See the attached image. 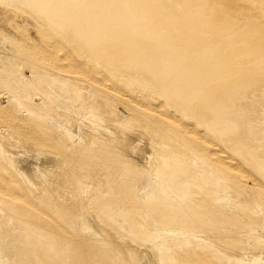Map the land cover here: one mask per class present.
Listing matches in <instances>:
<instances>
[{"label": "rangeland", "instance_id": "obj_1", "mask_svg": "<svg viewBox=\"0 0 264 264\" xmlns=\"http://www.w3.org/2000/svg\"><path fill=\"white\" fill-rule=\"evenodd\" d=\"M95 2L0 0V161L4 165L0 180L7 195H24L18 200L0 193V217L5 216L8 225L0 235V264H10L4 248L10 241L8 235L26 227L39 229L28 221L29 213L46 216L60 230L59 234L48 232L52 236L83 242L96 264H140L139 256L148 258L150 264H209V258L218 257L220 264H264V0H113L115 22L106 28L126 33L127 59L133 65L122 59L111 66L93 63L119 94L99 92L86 76L58 73L27 52L33 45L47 49L41 33L45 30L57 50L73 55L77 68L83 69L87 57L81 50L73 51L67 41L69 24L82 23L70 7L84 10ZM175 38L180 44L171 45ZM167 49L174 55L167 54L168 66L156 71V54ZM143 51L144 57L139 56ZM145 60L149 64H143ZM138 66L151 73L136 70ZM204 102L208 105L203 106ZM139 116L144 117L147 129ZM156 121L174 131L191 128L187 139L197 141L204 154L196 152V156L182 137L168 143L164 140L167 128L153 132ZM241 125L247 127L245 133ZM83 131L95 134L105 145L80 139ZM119 136H130L133 142L123 144ZM55 146L60 147L55 151ZM98 152L105 153L101 162L107 168L94 164L86 168L88 172L77 173L74 163ZM213 168L229 170L223 174ZM40 176L48 187L56 177L63 183V193L68 195L62 208L72 217V229L55 218V200L45 205V192L39 191L44 188L30 190L28 182L34 180L35 185ZM194 190L206 197L209 207L224 205L258 218L253 227L242 228L235 224L241 214L235 222L218 221L221 228L234 231L235 243L243 242L245 251L240 254L244 259L231 257L232 250L221 252L213 242L215 248L200 225L191 229L164 225L151 213L152 206L177 200L205 209L201 200L187 194ZM59 193L55 199L62 197ZM137 221L146 229H139ZM79 226L90 228L86 238L79 236ZM130 249L135 252L131 257L127 256Z\"/></svg>", "mask_w": 264, "mask_h": 264}, {"label": "bare ground", "instance_id": "obj_2", "mask_svg": "<svg viewBox=\"0 0 264 264\" xmlns=\"http://www.w3.org/2000/svg\"><path fill=\"white\" fill-rule=\"evenodd\" d=\"M113 2V0H96V2L94 4H92L91 6L86 5L85 9H78L77 5L75 7H70V10H72V15L73 17L76 18V21L78 22V20L82 19V23H78L76 24V22H72L71 24H69L66 33L68 34L67 37H69L70 39L67 38V41L70 43L71 48H73V51H83V54L85 56V58L87 57V60L84 62V67L82 68H77L76 66V62L74 60L73 55H71L70 53H63L64 51H60L57 50V45L56 43L53 41V39L49 36V34L43 30L41 31L42 35H43V39L46 40L47 42V49H41L39 46L37 45H33L32 47H28L27 52L30 54H35L36 60L38 63L49 66L51 69H54L55 71H57L58 73L61 72H65V71H71L74 74H82L84 76L87 77V79L95 86L96 89L102 92H107V93H114V94H119V91H117L116 89H114V87L109 86L108 83L106 82V80L104 79L103 76L99 75V71L96 68V65H94L93 61L97 60L105 65H109L111 66V64L117 63L119 59H122L125 63H129L130 65H133V61L132 60H128V36L125 34L117 33L116 32V28H106L108 24L110 23H114L115 19L112 16V6L111 3ZM83 4V3H82ZM110 4V5H109ZM80 8V7H79ZM226 8V7H225ZM237 10V9H236ZM126 13L125 10H123V13ZM71 14V13H70ZM92 18L93 21L89 22L88 19ZM258 18V17H257ZM97 24L105 27L106 29H102V28H98L95 27ZM14 26V25H13ZM17 26V25H16ZM15 26V27H16ZM41 27V26H40ZM114 29V30H113ZM17 33L20 32L21 29L15 28L14 29ZM118 30V27H117ZM2 32V30L0 31ZM4 32V31H3ZM124 32H126V29L124 30ZM3 34V33H2ZM41 35V36H42ZM1 36V35H0ZM6 36V35H5ZM65 36V35H64ZM10 37V36H9ZM7 38V37H5ZM11 39V38H9ZM8 39V40H9ZM24 39V38H23ZM136 41V40H134ZM133 41V42H134ZM16 42V41H15ZM20 42V41H19ZM82 42H86L85 44H83ZM141 42V40H140ZM14 44V43H13ZM21 44V43H20ZM82 44V45H81ZM178 45L180 44L178 38L172 39L171 41V45ZM24 45V43H23ZM82 46V48H78V47ZM155 47V46H153ZM21 49V48H20ZM170 49H167L165 52L166 53H162V52H158L156 55V59L155 61H153L154 63V67L155 70H162L163 68H165L166 66H168V55H174L173 53L170 54L171 51H169ZM146 52V51H145ZM145 52H141L139 54V56L144 57ZM25 53V52H24ZM114 54L116 57L114 59H112L110 57L111 54ZM162 53V54H161ZM168 54V55H167ZM167 55V56H165ZM27 56V55H26ZM176 58V57H175ZM81 62V61H80ZM143 64H149V62L147 60H145L143 62ZM44 67V66H43ZM121 67V66H120ZM135 68V67H134ZM150 68V67H149ZM185 68L187 69L188 66H185ZM136 70L139 71H143L146 72V74H150L151 70L148 68H144L143 66H138L137 68H135ZM148 72V73H147ZM94 88V89H95ZM125 90V89H124ZM133 93V91H131ZM130 93V92H129ZM128 93V95H129ZM124 94V93H122ZM134 94V93H133ZM132 94V95H133ZM123 96V95H122ZM131 96V94H130ZM124 97V96H123ZM132 97V96H131ZM135 98V95L134 97ZM136 100V99H135ZM122 101V100H121ZM160 101V100H159ZM145 102V101H144ZM155 103V102H153ZM210 103V102H209ZM146 104V103H145ZM147 105V104H146ZM152 105V104H151ZM165 105V104H164ZM208 103L204 102L203 106H207ZM97 108V107H96ZM95 108V109H96ZM143 108V107H142ZM99 109V108H97ZM148 110V109H147ZM160 110V109H159ZM153 112V111H152ZM156 112V111H155ZM154 112V113H155ZM158 112V111H157ZM161 112V110H160ZM162 113V112H161ZM164 114V113H162ZM3 116V115H1ZM136 116V115H135ZM141 116V115H140ZM139 118L141 120H143L142 122V126L146 127L147 129V124L145 122L144 125V117H140ZM107 118V117H106ZM136 118V117H135ZM79 119V118H78ZM108 119V118H107ZM148 120V119H147ZM113 121V119L111 120ZM70 122V121H69ZM114 122V121H113ZM140 122V120H139ZM175 122V121H174ZM110 123V120H109ZM116 124V122H114ZM149 123V122H148ZM169 123V122H168ZM86 124V123H85ZM117 124H119V121H117ZM132 124V122H131ZM129 123V125H131ZM135 124V122H134ZM133 124V125H134ZM138 125H140L139 123H137ZM183 124V123H182ZM189 124H193V123H189ZM188 124V125H189ZM122 125V124H120ZM175 125V124H174ZM180 125V124H179ZM187 125V126H188ZM194 125V124H193ZM70 126V125H69ZM80 126V125H79ZM124 126V125H123ZM137 126V125H136ZM149 126V125H148ZM191 126V125H190ZM115 127V126H114ZM125 127V126H124ZM129 127V126H128ZM131 127V126H130ZM140 127V126H139ZM138 127V128H139ZM182 127H185L184 125ZM195 126H193L194 128ZM117 128V127H116ZM122 128V127H121ZM152 128L154 129L153 132H160L162 128H167L166 130V134L164 135V140H166L168 143L169 142H175L176 138H183L184 141V145H186L191 152H193L194 154L199 153L200 155L204 154V152L201 154V146L198 145L197 141H193V140H189V138L187 139L186 134H188L190 132L189 128L179 131H174L169 127H164L163 124L161 123V121H156L155 124H153ZM175 128V127H174ZM178 129V128H176ZM196 129V128H195ZM194 129V130H195ZM115 129L113 128V131ZM118 130V129H117ZM120 130V129H119ZM122 130V129H121ZM120 130V131H121ZM129 130V129H128ZM138 130V129H137ZM143 130V129H142ZM241 130L243 133H245L247 131V127L245 125H241ZM116 131V130H115ZM119 133H122L120 132ZM125 131V130H124ZM123 131V133H124ZM139 131V130H138ZM141 131V129H140ZM193 131V130H192ZM112 132V131H111ZM118 132V131H117ZM128 132V131H127ZM102 133V132H101ZM112 133H116V132H112ZM140 133V132H139ZM204 132H198V134H201ZM207 134V133H204ZM77 135V134H76ZM95 135V134H94ZM90 133V131H83L82 133H80V139L81 138H88V140H95V142H97L99 145L103 144L105 145V143L101 140V138L94 136ZM112 135V134H111ZM129 135V134H128ZM142 135V133L140 134ZM203 135V134H202ZM208 135V134H207ZM241 135V133H240ZM13 136V135H12ZM12 136H9L8 141L9 142H13L14 139ZM113 136V135H112ZM118 136V135H117ZM160 136V135H159ZM198 136V135H197ZM206 136V135H205ZM122 137V136H121ZM119 136V139L121 138ZM8 138V137H7ZM21 138V137H20ZM76 138V137H75ZM110 138V137H109ZM123 138V137H122ZM19 140V139H18ZM121 140V139H120ZM124 142L123 144H129V142H133L130 141L131 138L130 136H124V138L122 139ZM133 140V139H132ZM211 140V139H210ZM77 141V140H76ZM135 141V140H134ZM212 141V140H211ZM214 141V140H213ZM16 142L18 143V141L16 140ZM80 142V141H79ZM27 143V142H26ZM90 143V142H89ZM21 143L19 142V145ZM78 144V143H77ZM135 144V142H134ZM214 144V143H212ZM211 144V146H212ZM219 144V143H218ZM25 144H23L24 146ZM83 145V144H82ZM81 145V146H82ZM97 145V144H95ZM133 145V144H132ZM136 145V144H135ZM220 145V144H219ZM80 146V147H81ZM84 146V145H83ZM107 146V145H106ZM114 146V145H113ZM126 146V145H125ZM138 145H136L137 147ZM31 147V146H30ZM60 147V146H59ZM58 146H55L53 150H57L59 148ZM85 147H87V142L85 144ZM89 147V146H88ZM133 147V146H132ZM222 147V146H221ZM33 148V147H32ZM91 148H93L91 146ZM125 148V147H124ZM135 148V146H134ZM175 148V147H173ZM183 148V147H182ZM4 149V148H3ZM102 149V147H101ZM104 149V147H103ZM122 149V148H121ZM220 149V148H219ZM210 150V149H209ZM103 151V150H102ZM133 151V150H132ZM195 151V152H194ZM212 151V150H211ZM40 152V151H39ZM82 152V151H81ZM127 152V151H126ZM45 153V152H44ZM80 153V152H79ZM192 153V155H194ZM2 154V153H1ZM19 154V153H18ZM98 155H91L89 157H82L83 159H81L80 161L77 160L75 164V170L77 171V173L81 172V171H87L86 168L89 166L92 167H88L89 169L93 168L94 164H101L102 167H106L107 165H105L103 162H101L102 157L105 155V153L103 152H98ZM177 154V153H176ZM4 155V154H2ZM6 155V154H5ZM4 155V157H5ZM50 155V153H49ZM52 155V154H51ZM82 156V154H79ZM84 155V154H83ZM59 156V155H58ZM80 156V157H81ZM132 156V155H131ZM168 156L170 157V152L168 153ZM178 156V155H177ZM195 156V155H194ZM197 156V154H196ZM12 157V155H11ZM10 157V158H11ZM60 157V156H59ZM77 157V156H76ZM76 157H74L76 159ZM183 157V156H182ZM181 157V158H182ZM222 157V156H221ZM55 158V157H54ZM57 158V157H56ZM63 159V157H62ZM61 159V160H62ZM74 159V160H75ZM157 159V158H156ZM180 159V158H179ZM7 160V159H6ZM42 160V159H41ZM64 160V159H63ZM9 161V160H8ZM11 161V160H10ZM72 161V160H71ZM70 161V162H71ZM12 162V161H11ZM9 162V163H11ZM75 162V161H74ZM15 162H13L14 164ZM52 163V162H51ZM50 163V164H51ZM55 164H57V162H54ZM60 163V162H58ZM64 163V161L62 162ZM227 163V162H225ZM12 164V165H13ZM49 164V163H47ZM235 164V163H234ZM15 165V164H14ZM17 165V164H16ZM15 165V167H16ZM52 165V164H51ZM59 165H62L61 163ZM65 165V164H64ZM229 165L232 167V163ZM0 166H4L3 163L0 161ZM20 166V165H19ZM48 166V165H47ZM64 167V166H63ZM71 167V166H70ZM98 167V166H97ZM7 168V167H6ZM51 168V167H50ZM60 168V167H59ZM28 169V168H27ZM31 169V168H30ZM54 169H56V167H54ZM61 169V168H60ZM72 169V167H71ZM70 169V170H71ZM88 169V170H89ZM214 170L221 172L223 174H227V169H221V168H213ZM26 170V168H25ZM37 170V169H36ZM67 170V169H66ZM74 170V169H73ZM96 170V169H94ZM233 170V169H232ZM51 171V169H50ZM65 171V170H63ZM72 171V170H71ZM75 171V172H76ZM33 172V171H32ZM39 172V171H37ZM61 172V171H60ZM70 172V171H69ZM67 172V174L69 173ZM74 172V171H72ZM88 172V171H87ZM248 172V170H247ZM41 173V172H40ZM47 173V172H46ZM66 173V171H65ZM112 173V172H111ZM19 174L20 171H19ZM51 174V173H50ZM62 174H64V172H62ZM91 174V173H90ZM123 174V173H122ZM7 175V174H5ZM23 175V174H22ZM22 175H20L22 177ZM41 175V174H40ZM47 175V174H46ZM57 175L58 172H57ZM79 175V174H77ZM82 175V174H81ZM85 175V174H83ZM82 175V176H83ZM89 175V174H88ZM235 175V174H234ZM237 175V174H236ZM36 178V175H34ZM53 176V175H52ZM51 176V177H52ZM64 176H67L66 174ZM7 177V176H6ZM48 177V176H47ZM56 177V176H55ZM62 177V176H61ZM68 177V176H67ZM65 177V178H67ZM87 177V175H86ZM90 177V175H89ZM232 177V176H231ZM253 177V176H252ZM24 177H22L23 179ZM28 178V177H27ZM40 180L37 181L38 183H36L35 185H33L35 182L34 180L29 181L28 179V183L31 184V188L30 190L35 189L36 191L38 189H43V190H39L44 191L45 193H43V199H44V203L45 205L48 204V202L51 203L52 200H55L58 205L57 211L55 213V218H57L58 220H60V222H64L67 223L70 227V225L72 224L71 227H73V223H72V217L70 216L69 212L62 208L63 205H65V201L67 200V196L68 194H64L63 192V183H60V179L53 178L55 180V183L50 184L49 187L46 185L45 186V179H41V176L39 177ZM64 178V177H62ZM69 178V177H68ZM236 179H238V177L235 176ZM251 178V177H250ZM9 179V177H8ZM52 179V178H51ZM10 180V179H9ZM38 180V179H36ZM60 180V181H59ZM63 180V179H62ZM69 180V179H68ZM83 180V179H82ZM85 180V177H84ZM136 180V179H135ZM240 180V179H239ZM50 181V179H49ZM65 180H63L64 182ZM90 181V180H89ZM241 181V180H240ZM52 183V181H50ZM66 182V181H65ZM70 182V181H69ZM3 180H0V193L5 194L6 196H11L14 199H24V195H20L18 193H9L8 195L4 192V188H2V184H3ZM22 183V182H21ZM48 183V182H47ZM90 183V182H89ZM27 184V183H26ZM44 184V185H43ZM88 184V183H85ZM66 185V184H65ZM45 186V187H44ZM86 186V185H85ZM89 186V184H88ZM182 186V185H181ZM198 186V185H197ZM196 186V187H197ZM262 186V185H261ZM74 188V187H72ZM71 188V189H72ZM83 188V187H82ZM185 188V186H183V189ZM87 189V188H86ZM90 189V187L88 188V190ZM201 189V188H200ZM18 190V189H17ZM68 190V189H67ZM193 190V189H192ZM199 190V189H198ZM258 190V189H257ZM7 191V190H6ZM75 191V190H74ZM60 192V193H59ZM84 192V191H83ZM62 195V197L56 198L57 194ZM62 193V194H61ZM72 193V192H71ZM179 193H181L182 195H186L187 191H180ZM86 194V193H85ZM187 194H190L193 197H196L198 200H201V202L203 203V207H205V209L203 210H199L197 208H192L190 206L187 205L186 202H184L183 200H177L175 202V204H163V205H154L151 208V213L153 214V216L161 223L164 225H169V226H174V227H180V228H184V229H191L196 225H200L201 231L205 232V237H208V239H210L212 241V243L214 242L219 249L221 250V252H228V250H232V253L230 254L231 257H235V258H242L243 256L240 254L242 252L245 251V248L243 247V242H241L242 244L239 243H235L234 240V235L232 234L234 231L231 230L230 228H221L218 224V221H226V220H232L235 222V220L237 219V216L239 214H241V218L239 222H235L236 226L241 227L242 226H247V227H253L255 225V221L256 219L258 220V218H256V216L248 211H237L233 212V210L231 211V209L229 210V208H224V205H221V207H215V206H208V202L207 200H205L202 194L198 193V191H191L188 192ZM210 194V192H209ZM208 194V195H209ZM39 195V194H38ZM72 196V195H71ZM70 196V197H71ZM69 197V196H68ZM74 197V196H73ZM72 198V197H71ZM70 198V199H71ZM76 198V197H75ZM195 198V200H196ZM41 199V198H40ZM69 199V198H68ZM42 200V199H41ZM71 201V200H69ZM75 201V200H74ZM72 202V201H71ZM218 202V201H217ZM216 202V203H217ZM71 204V203H70ZM69 204V205H70ZM74 204V203H73ZM77 204V203H76ZM205 204V205H204ZM214 204V203H213ZM50 205V204H49ZM68 205V204H67ZM202 205V204H201ZM200 205V206H201ZM218 205V203H217ZM216 205V206H217ZM49 207V206H48ZM230 207V206H229ZM50 208V209H49ZM46 208L51 210V207ZM66 208V205H65ZM72 209V208H71ZM132 209V208H131ZM258 217V216H257ZM260 218V217H259ZM27 219L29 222H31L32 224L36 225L37 227H39V229L36 230H32L29 229L28 227H26L25 229L23 228V230L19 233H15L13 235H8L9 237V242L5 244L4 248L6 250V256L9 258L10 264H86L87 262H91L92 264L95 263V259L96 257L93 254H90L87 252L86 249V245L83 242H80L79 239H71V238H63V237H54L51 234H49L48 232H56L57 234H59L60 230L52 223L50 222L46 216H42L41 214L38 213H29L27 216ZM139 219V218H138ZM239 220V218H238ZM135 221V220H134ZM223 221V222H224ZM138 222V221H137ZM136 222V225H137ZM140 223V221L138 222V224ZM143 223V222H142ZM139 224L137 225L139 229H146L145 225ZM144 224V223H143ZM3 226H8L7 225V221L5 216L1 215L0 217V235L4 234V231L2 230ZM70 227V228H71ZM85 227V226H84ZM173 227V228H174ZM6 228V227H5ZM86 228V227H85ZM72 229V228H71ZM75 229V227H74ZM105 229V227H104ZM236 230V229H235ZM73 231V230H72ZM78 231H79V236L81 235V237L86 238L87 237V233L90 232V228L87 227V229H83V227L81 228V226L78 227ZM92 232V231H91ZM107 232L109 233V235L113 236V234L107 230ZM238 233V232H237ZM223 236H220V235ZM62 235V234H61ZM198 237V236H197ZM204 238V237H203ZM112 239V238H111ZM206 239V238H205ZM79 240V241H78ZM204 240V239H203ZM1 241V238H0ZM15 241V242H14ZM208 241V240H207ZM244 241V240H243ZM13 242V243H12ZM113 242V241H112ZM115 242V241H114ZM210 242V241H209ZM117 243V242H116ZM213 243V245H214ZM118 244V243H117ZM211 244V243H209ZM1 245V242H0ZM215 247V245H214ZM216 248V247H215ZM218 249V248H217ZM228 249V250H227ZM253 252V251H252ZM125 253V251H124ZM128 253V254H127ZM127 256L131 257L133 254H135L134 251H127ZM239 253V254H238ZM250 253V252H249ZM243 254V253H242ZM245 254V253H244ZM248 254V253H247ZM254 254V252H253ZM257 254V253H256ZM262 254V253H261ZM139 256V254H136ZM249 255V254H248ZM247 255V256H248ZM264 255V254H263ZM137 256V257H138ZM200 257V259H202L201 255H197ZM246 256V255H245ZM250 256V255H249ZM252 256V255H251ZM256 256V255H255ZM136 257V258H137ZM253 257V256H252ZM128 258V257H127ZM257 258H259L257 256ZM244 259V257H243ZM250 259V258H249ZM263 259V258H262ZM130 260V259H129ZM138 263L140 264H150L148 258H144L142 256H139L136 260ZM246 261V260H245ZM249 261V260H248ZM85 262V263H84ZM250 262V261H249ZM87 263V264H89ZM107 263V262H106ZM154 263V262H153ZM151 263V264H153ZM222 263L221 259L218 258H209V264H220ZM96 264V263H95ZM160 264V263H159Z\"/></svg>", "mask_w": 264, "mask_h": 264}]
</instances>
